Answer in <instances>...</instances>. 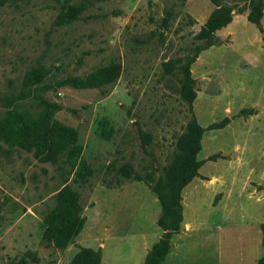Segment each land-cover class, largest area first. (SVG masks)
<instances>
[{
    "label": "rangeland",
    "instance_id": "374dc122",
    "mask_svg": "<svg viewBox=\"0 0 264 264\" xmlns=\"http://www.w3.org/2000/svg\"><path fill=\"white\" fill-rule=\"evenodd\" d=\"M86 7L57 23L69 6ZM216 8L211 0H0V264H68L79 249L100 264H142L161 237L162 180L177 137L191 116L205 128L198 177L180 193L182 221L160 264H256L264 223L263 33L242 13L214 34L215 44L187 66L195 98L179 96L180 67L193 37ZM172 62L165 73L162 63ZM110 62V83L74 87ZM43 80L27 87L30 69ZM66 129L79 153L39 160L4 140L16 116ZM53 136V141L55 142ZM76 195L80 230L63 248L42 239L58 191Z\"/></svg>",
    "mask_w": 264,
    "mask_h": 264
},
{
    "label": "trees",
    "instance_id": "16d2710c",
    "mask_svg": "<svg viewBox=\"0 0 264 264\" xmlns=\"http://www.w3.org/2000/svg\"><path fill=\"white\" fill-rule=\"evenodd\" d=\"M214 6H217L208 16L206 21L200 26L198 32L193 37V47L191 56L187 63L182 65L183 76L179 87V96L183 102L188 105L191 112V103L195 98L192 89V81L189 77L188 64L192 62L202 50L215 44L214 34L226 27L232 20L235 13H242L240 3L247 4V13L245 19L248 23L254 25L256 29L263 33L259 22L264 10V0H211ZM85 5H71L61 15L57 23L71 21L75 19ZM264 43V36H262ZM165 73L172 70V62L162 63ZM119 74V65L110 62L106 66L99 67L85 78L69 77L64 82L74 87L88 88L96 87L100 84L110 83ZM45 76L40 68H33L28 71L23 79L25 86L30 87L39 84ZM55 105H49L39 120H23L21 116H16V121L12 125L3 129L4 140L16 143L25 149H34L35 156L43 161L53 159L56 151L64 150L66 159L71 166L79 153V147L75 143L74 136L66 129L55 128L56 131L46 122L50 115L49 108ZM227 119L220 123L208 125L205 128L200 127L193 116L190 117L185 125L184 131L177 137L175 142V151L170 163L165 169L162 180L158 181L152 188L153 193L159 203L160 214L157 219V226L161 230V237L154 243L146 253L142 264H160L169 249V240L172 235L178 233L182 221L181 208V190L193 179L198 177V168L201 162L196 159L200 151V140L203 132L219 129L225 125ZM55 137V142L53 141ZM79 206L76 201V195L68 188H63L57 192L55 197V206L47 213L44 218L46 225L42 239L56 248H63L69 240L80 230L83 219L78 217ZM260 247L261 256L256 264H264V223H260ZM8 264H26L25 260L20 259L17 262ZM68 264H100L99 251L89 249H79Z\"/></svg>",
    "mask_w": 264,
    "mask_h": 264
},
{
    "label": "water",
    "instance_id": "95a60500",
    "mask_svg": "<svg viewBox=\"0 0 264 264\" xmlns=\"http://www.w3.org/2000/svg\"><path fill=\"white\" fill-rule=\"evenodd\" d=\"M217 7V6H216Z\"/></svg>",
    "mask_w": 264,
    "mask_h": 264
}]
</instances>
